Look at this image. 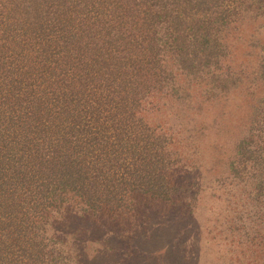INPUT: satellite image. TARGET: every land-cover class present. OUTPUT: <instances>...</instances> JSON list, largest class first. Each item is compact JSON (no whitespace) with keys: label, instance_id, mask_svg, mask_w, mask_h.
<instances>
[{"label":"trees","instance_id":"obj_1","mask_svg":"<svg viewBox=\"0 0 264 264\" xmlns=\"http://www.w3.org/2000/svg\"><path fill=\"white\" fill-rule=\"evenodd\" d=\"M247 4L264 0H0V264H80L70 215L117 223L139 198L189 196L145 106L172 65L220 55ZM261 141L249 128L230 166L264 198Z\"/></svg>","mask_w":264,"mask_h":264},{"label":"rangeland","instance_id":"obj_2","mask_svg":"<svg viewBox=\"0 0 264 264\" xmlns=\"http://www.w3.org/2000/svg\"><path fill=\"white\" fill-rule=\"evenodd\" d=\"M228 10L220 55L172 65L170 88L145 106L167 134L170 177L189 196L139 198L117 223L70 215L60 228L70 230L80 264H264V198L254 195L248 170L230 166L249 128L264 144V7Z\"/></svg>","mask_w":264,"mask_h":264}]
</instances>
